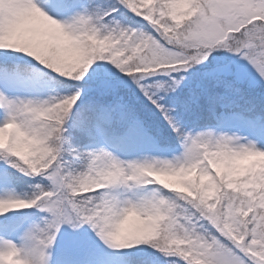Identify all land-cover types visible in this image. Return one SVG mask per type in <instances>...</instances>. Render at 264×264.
Segmentation results:
<instances>
[{
  "label": "snow or ice",
  "instance_id": "1",
  "mask_svg": "<svg viewBox=\"0 0 264 264\" xmlns=\"http://www.w3.org/2000/svg\"><path fill=\"white\" fill-rule=\"evenodd\" d=\"M0 264H264V0H0Z\"/></svg>",
  "mask_w": 264,
  "mask_h": 264
},
{
  "label": "trees",
  "instance_id": "2",
  "mask_svg": "<svg viewBox=\"0 0 264 264\" xmlns=\"http://www.w3.org/2000/svg\"><path fill=\"white\" fill-rule=\"evenodd\" d=\"M132 223H130V226H131Z\"/></svg>",
  "mask_w": 264,
  "mask_h": 264
},
{
  "label": "rangeland",
  "instance_id": "3",
  "mask_svg": "<svg viewBox=\"0 0 264 264\" xmlns=\"http://www.w3.org/2000/svg\"><path fill=\"white\" fill-rule=\"evenodd\" d=\"M130 223H132V222H130Z\"/></svg>",
  "mask_w": 264,
  "mask_h": 264
}]
</instances>
